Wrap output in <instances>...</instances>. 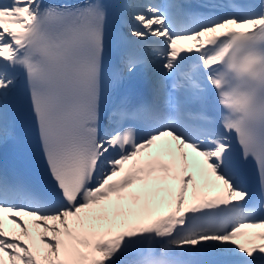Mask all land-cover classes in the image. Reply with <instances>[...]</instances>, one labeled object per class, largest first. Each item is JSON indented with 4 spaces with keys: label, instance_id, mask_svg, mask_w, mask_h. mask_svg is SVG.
Returning <instances> with one entry per match:
<instances>
[{
    "label": "snow or ice",
    "instance_id": "obj_1",
    "mask_svg": "<svg viewBox=\"0 0 264 264\" xmlns=\"http://www.w3.org/2000/svg\"><path fill=\"white\" fill-rule=\"evenodd\" d=\"M0 264H264V0H0Z\"/></svg>",
    "mask_w": 264,
    "mask_h": 264
}]
</instances>
